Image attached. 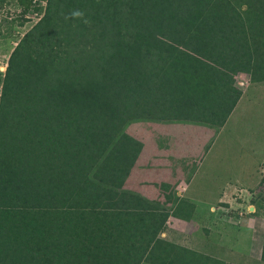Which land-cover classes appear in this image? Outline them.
<instances>
[{
    "label": "trees",
    "instance_id": "1",
    "mask_svg": "<svg viewBox=\"0 0 264 264\" xmlns=\"http://www.w3.org/2000/svg\"><path fill=\"white\" fill-rule=\"evenodd\" d=\"M31 11L40 17L0 79V264H227L160 236L175 197L159 206L122 190L142 148L124 129L222 126L234 76L264 81V0H45Z\"/></svg>",
    "mask_w": 264,
    "mask_h": 264
},
{
    "label": "rangeland",
    "instance_id": "2",
    "mask_svg": "<svg viewBox=\"0 0 264 264\" xmlns=\"http://www.w3.org/2000/svg\"><path fill=\"white\" fill-rule=\"evenodd\" d=\"M44 4L45 0H0V33L10 32L4 41L0 37V45L6 46L0 51V79L9 52L40 17L31 9L41 11ZM22 9L28 10L24 15L28 20L21 26L16 20L10 23ZM234 80L240 95L220 127L189 121L127 124L124 131L142 148L122 190L159 206L167 193L176 198L161 237L229 262L264 264L258 257L264 217L246 209V203L264 205V81H251L244 73ZM238 189L247 191L241 214V204L233 199ZM184 202L192 204L189 220L177 217ZM242 226L247 259L230 252ZM250 230L253 233L248 235Z\"/></svg>",
    "mask_w": 264,
    "mask_h": 264
},
{
    "label": "crops",
    "instance_id": "3",
    "mask_svg": "<svg viewBox=\"0 0 264 264\" xmlns=\"http://www.w3.org/2000/svg\"><path fill=\"white\" fill-rule=\"evenodd\" d=\"M3 39V41H4V39L5 38H1V40ZM7 40V39H6ZM2 43V42H1ZM3 45H5V44H3ZM2 44L0 45V51H2L6 46H3ZM7 58V57H6ZM2 73H3V71H2ZM191 203V202H190ZM237 205H240L239 203H236ZM244 204H241V206H239V208L238 209H241L240 207H242ZM252 206V205H251ZM211 209V207H209V210ZM246 209L247 210H249V206L248 205H246ZM252 210H250V212H253V210H254V207H252L251 208ZM211 217L213 218V219H215L216 217L214 216V214H212L211 215ZM209 220H210V218H209ZM252 223H253V221H252ZM254 224H255V222H254ZM244 227L242 226V228H241V230H240V234H239V237L237 238V241L235 242L236 243V245L235 246H232L233 247V250L232 251H230L231 253H233V254H240V255H242V257L244 258V259H247V255L249 254H247V250H245V247H244V244L241 242L242 240V236L244 235V237L246 236V234L243 232L244 230ZM245 229H247L246 227H245ZM251 233H253L252 232V230H250V232L248 233L247 232V234L248 235H251ZM211 234V233H210ZM240 235H241V237H240ZM261 235H262V243H261V245H260V247L262 246V245H264V230H262V233H261ZM181 244V243H180ZM185 246V245H184ZM186 247H188V246H186ZM190 248V247H189ZM248 248V247H247ZM193 249V248H192ZM195 250V249H194ZM200 252V251H199ZM202 252V251H201ZM202 253H205V252H202ZM205 254H208V253H205ZM212 256V255H211ZM259 257V256H258ZM217 258H220L221 260H223L225 263H227V264H244V263H236V262H229L227 259H224V258H221V257H218L217 256ZM140 264H148V263H144V262H142V263H140Z\"/></svg>",
    "mask_w": 264,
    "mask_h": 264
},
{
    "label": "built area",
    "instance_id": "4",
    "mask_svg": "<svg viewBox=\"0 0 264 264\" xmlns=\"http://www.w3.org/2000/svg\"><path fill=\"white\" fill-rule=\"evenodd\" d=\"M246 195H247V191L246 190L238 189L237 193H236L235 197H233V199H234L235 203L244 204L243 202L247 201V198L245 197ZM246 204L250 208H252V206L250 204H248V203H246ZM228 207H230V206H228ZM234 209L236 210L237 208H234ZM239 210L240 211L238 212V214H241L242 211H241V209H239Z\"/></svg>",
    "mask_w": 264,
    "mask_h": 264
}]
</instances>
